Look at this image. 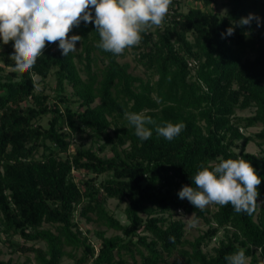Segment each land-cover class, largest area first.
Segmentation results:
<instances>
[{
    "label": "trees",
    "instance_id": "obj_1",
    "mask_svg": "<svg viewBox=\"0 0 264 264\" xmlns=\"http://www.w3.org/2000/svg\"><path fill=\"white\" fill-rule=\"evenodd\" d=\"M200 1L204 8L191 3L181 11L174 0L162 26L142 33L141 43L120 55L97 48L94 24L83 22L69 33L81 35L79 51L62 56L58 42H46L23 74L12 71L13 42L0 43V238L27 255L19 262L0 252V264H61L64 256L74 258L72 264H128L130 258L132 264H227L225 257L241 249L249 264H264V23L235 27L249 13L264 21V0H227L225 14L215 0ZM229 26L234 35L221 38ZM128 49L147 78L120 61ZM52 74L50 96L37 90L34 76L44 81ZM251 107L253 114L237 115ZM125 111L185 128L168 141L147 125L152 136L141 141ZM255 126V133L243 131ZM83 134L99 145L71 147ZM250 141L259 153L246 150ZM107 146L111 155H100ZM218 157H242L261 176L253 215L230 204L200 210L179 199L183 185L194 186L198 166ZM103 173L107 178L98 182ZM108 198L126 203L127 223L107 208ZM178 211L209 228L186 238ZM77 214L121 233L96 231V252ZM16 235L23 244L12 239Z\"/></svg>",
    "mask_w": 264,
    "mask_h": 264
},
{
    "label": "clouds",
    "instance_id": "obj_2",
    "mask_svg": "<svg viewBox=\"0 0 264 264\" xmlns=\"http://www.w3.org/2000/svg\"><path fill=\"white\" fill-rule=\"evenodd\" d=\"M172 0H0V43H12L9 59L14 61L12 71L23 74L34 67L37 58L44 54L46 42L57 43L62 56L74 52L81 35L69 33L81 22L94 24L100 40L96 47L114 55L127 48L138 46L142 33L161 27L169 12ZM94 12V15H93ZM260 27L264 21L255 13L241 17L235 27ZM235 27L229 26L221 38L232 36ZM125 119L134 127L141 140L152 136L154 126L158 136L172 141L185 128L183 122H166L161 125L144 113L125 111ZM219 162L201 164L192 178L194 186L183 185L178 191L181 200L194 208L204 210L209 205H231L236 213L249 216L256 211L258 186L261 176L252 163L244 158H217ZM196 219L188 220L195 228ZM227 264H248L244 250L225 257Z\"/></svg>",
    "mask_w": 264,
    "mask_h": 264
},
{
    "label": "rangeland",
    "instance_id": "obj_3",
    "mask_svg": "<svg viewBox=\"0 0 264 264\" xmlns=\"http://www.w3.org/2000/svg\"><path fill=\"white\" fill-rule=\"evenodd\" d=\"M227 0H215V5L217 8V11L220 14H225L228 10H229V6L226 4ZM189 3H186L183 5L182 9L187 11L189 9ZM197 6H202L200 3H196ZM204 8V6H202ZM76 50H80V45L77 46ZM121 62H129L130 64V71L134 74L140 75L144 78L148 77V73L145 72V70L143 69V67L141 65H139L134 57V54L132 53L131 49H128L125 52V57L120 58ZM7 69H9V67H7ZM35 81H36V87L37 90L40 91H44L47 94H50V96H53L55 94L54 88L56 85V78L55 76L49 75L44 81L41 80V78L39 76H34ZM72 92V87L68 84L67 85V93H71ZM255 111V109L253 107L251 108H246V109H237V115L240 116H249L251 114H253ZM48 121V116H46L43 119V122L47 123ZM260 130V126H255V127H249V128H244L243 131L246 134H252L255 133L257 131ZM80 137V135H79ZM103 141H99V143H102ZM242 140L238 141V144L241 145ZM92 144H95L96 146H98V143H94L91 137H86L85 134L82 135L81 138H77L73 140V143L71 145V147L76 146V145H85L87 147L91 146ZM260 147L256 142L250 141L247 146H246V150L252 153H259L260 152ZM238 150V149H237ZM100 155L102 156H108L111 155V151H110V147L107 146L105 148L104 151L100 152ZM79 174V172H78ZM108 174L107 173H103L100 174L97 177V181L100 182L101 180L107 178ZM106 205L107 208L122 222V223H127V218L125 215V206L126 203L125 202H121L115 198H108L106 201ZM209 207L211 210H215L217 208V205L213 204V205H209L207 206ZM90 216H94L92 213H89ZM175 218H180L185 222V237L188 239H194L195 237H197L200 234H203L208 228L209 225L205 223L204 219L202 218H196L194 216V214H187V213H183L178 211L175 214ZM196 219L197 220V226L195 228H189L188 227V220L189 219ZM78 223L80 225V227L82 228V230L84 232L88 233L89 236V240L90 242L95 246L96 248V252L98 251V248L100 246L101 243V239L98 237L96 231L99 230H103L106 235H114V234H120L121 232L118 230H115L114 228H109L104 224H101L97 221L91 220L88 221L86 219L85 216H81L79 214H77V218ZM215 224V223H214ZM224 235V229H219L218 231V237L222 238ZM2 237H4V235H2ZM16 243L18 244H23L24 241L19 237V236H14L12 238ZM28 244H31V242H29ZM217 244V240H213L211 242V246ZM38 246H44L43 242H39L37 243ZM71 247H67V250H70ZM0 252H1V258L7 259L12 257L14 260H17L19 262H22L23 260L26 259L27 255L26 254H22L20 251H13V249L7 244V242L3 241L2 238H0ZM79 256L82 253V249L78 250L76 252ZM31 257H33V254H30ZM177 257V255H173L167 258V260L169 262H172L174 260V258ZM248 258V264L250 262V257ZM75 261L74 258L68 257V256H64L62 258L61 264H72ZM128 264H132V259H129V263ZM162 264H167V263H162Z\"/></svg>",
    "mask_w": 264,
    "mask_h": 264
},
{
    "label": "built area",
    "instance_id": "obj_4",
    "mask_svg": "<svg viewBox=\"0 0 264 264\" xmlns=\"http://www.w3.org/2000/svg\"><path fill=\"white\" fill-rule=\"evenodd\" d=\"M173 1H174V0H172V2H173ZM180 1H181L182 4L180 5L179 10H181V11H185V10L182 9V7H183V5L186 4V3H189V4H191V3H193V4L200 3V4H201V1H200V0H196L195 2H194L193 0H180ZM172 5H173V4H171V5H170V8H169V12H168L169 16H170V14L174 13V10L171 9V6H172Z\"/></svg>",
    "mask_w": 264,
    "mask_h": 264
}]
</instances>
